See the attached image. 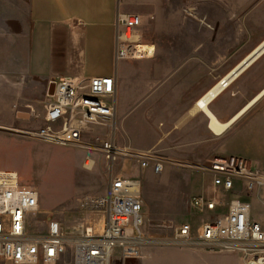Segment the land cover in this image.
<instances>
[{
    "label": "rangeland",
    "instance_id": "1",
    "mask_svg": "<svg viewBox=\"0 0 264 264\" xmlns=\"http://www.w3.org/2000/svg\"><path fill=\"white\" fill-rule=\"evenodd\" d=\"M28 4L29 0H0V14L26 12ZM126 7L143 16L145 37L160 46L153 59L126 60L119 64L116 136L123 144L152 149L182 162L168 165L162 173L154 172L151 167L135 169L143 182L145 230L150 235H168L171 226L198 221L190 199L195 193L210 192L208 173L197 168L198 164H208L224 154L247 158L254 167L262 169L264 153L258 151L264 148L263 133L240 130V126L264 111V95L220 135L210 129L204 112H193V109L204 91L248 54L251 46L244 44L242 38L253 30L256 20L263 18L264 2L128 0ZM223 17L233 28L229 26L220 40L216 39L217 21ZM60 46L59 41L57 48ZM51 81L44 83L40 101L34 102L39 116H30L26 128L44 124V102L49 98ZM263 89L264 54L212 101L211 108L216 107L223 117L234 115ZM239 133L241 138L237 137ZM85 154L79 148L44 143L16 130L0 129V169L18 170L24 177L23 182L36 186L40 192L41 213L33 222V229L43 230L45 220L54 217L71 232L80 221L93 217L81 210L79 201L85 196L106 194L108 181L102 170L83 167ZM246 193L243 182L237 180L234 191L223 194L222 199H245ZM247 199L253 205L254 220L264 222V189L261 194L257 188L250 191ZM196 250L195 247L147 245L142 255L151 261L147 264H191L187 260ZM202 252L209 264H244L241 251ZM117 255L115 263L120 262ZM136 260L129 259L125 264H136ZM0 264L11 263L0 259ZM59 264H72L71 252Z\"/></svg>",
    "mask_w": 264,
    "mask_h": 264
},
{
    "label": "built area",
    "instance_id": "2",
    "mask_svg": "<svg viewBox=\"0 0 264 264\" xmlns=\"http://www.w3.org/2000/svg\"><path fill=\"white\" fill-rule=\"evenodd\" d=\"M118 2L117 62L154 57L156 44L145 39L143 16L124 9L127 0ZM51 82L55 87L44 102V124L16 131L44 143L84 150L83 167L102 170L108 189L104 195L80 199L81 210L93 217L80 221L75 230L66 231L54 217L45 220L43 230H35L33 222L41 213L39 190L26 185L18 170L0 169V259L11 264H59L71 252L72 264H125L141 257L147 245H169L241 251L244 264H264V224L253 219L251 201L222 199L234 191L237 180L248 193L257 188L261 194L264 170L237 156H217L198 164L212 178L210 192L190 199L198 221L171 226L168 235H150L145 230L143 182L135 169L151 167L162 173L168 165L182 162L118 141L115 76H56ZM30 116H39L33 106Z\"/></svg>",
    "mask_w": 264,
    "mask_h": 264
},
{
    "label": "crops",
    "instance_id": "3",
    "mask_svg": "<svg viewBox=\"0 0 264 264\" xmlns=\"http://www.w3.org/2000/svg\"><path fill=\"white\" fill-rule=\"evenodd\" d=\"M127 2L124 9H127ZM118 12V0H29L26 12L0 14V129H25L30 117V106L37 110L34 102L40 101L44 83L47 84L59 73L80 78L115 76L118 118L121 77L119 64L126 61L116 60ZM227 22L229 20L224 17L218 19L219 31L216 39H223L224 31L230 26ZM230 27L233 28V25ZM55 36L63 37L60 45L65 50L64 56L60 59L62 65L57 71L54 68V61L59 40L55 41ZM216 39L213 38L214 41H217ZM242 40L244 44L251 46L248 54L264 41V15L262 19L255 21L253 30ZM151 42L156 44L157 55L160 45L158 42ZM156 55L135 61L153 59ZM252 99L242 105L237 112ZM212 110L222 121L230 120L237 113L223 117L216 107ZM241 129L260 131L264 135V111H259L243 122ZM237 137L241 138L242 135L239 133ZM258 152L264 153V148ZM221 156L227 157L224 154ZM247 160L251 167L256 168L249 159ZM260 166L262 168L260 170H264V162H261ZM208 176L210 181L208 187L211 190L212 178L210 174ZM248 196L249 193H246V200ZM255 220L264 224L261 220ZM205 250L197 248L196 253L187 261L191 264H209L208 257L202 252ZM136 262L147 264L151 261L142 255Z\"/></svg>",
    "mask_w": 264,
    "mask_h": 264
},
{
    "label": "bare ground",
    "instance_id": "4",
    "mask_svg": "<svg viewBox=\"0 0 264 264\" xmlns=\"http://www.w3.org/2000/svg\"><path fill=\"white\" fill-rule=\"evenodd\" d=\"M264 54V41L251 52L246 58L238 63L226 76L222 77L217 83L210 87L196 102L193 112L200 110L209 118V127L216 134L224 133L229 125L238 120L247 110L253 106L263 95L264 89L245 105L235 116L228 121H222L211 109L212 101L217 98L224 90L231 87L236 78L247 70L252 64Z\"/></svg>",
    "mask_w": 264,
    "mask_h": 264
},
{
    "label": "trees",
    "instance_id": "5",
    "mask_svg": "<svg viewBox=\"0 0 264 264\" xmlns=\"http://www.w3.org/2000/svg\"><path fill=\"white\" fill-rule=\"evenodd\" d=\"M61 39H63V37L55 36V41H57V40L60 41ZM145 39L147 41H151V40H148L146 37H145ZM56 49L57 50L55 52L54 68L57 71L58 69H60V66L62 65L60 59L64 56L65 50H64V47L62 45L59 48H56ZM136 264H137V262H136Z\"/></svg>",
    "mask_w": 264,
    "mask_h": 264
},
{
    "label": "water",
    "instance_id": "6",
    "mask_svg": "<svg viewBox=\"0 0 264 264\" xmlns=\"http://www.w3.org/2000/svg\"><path fill=\"white\" fill-rule=\"evenodd\" d=\"M54 87H55L54 82H51L50 85H49L48 94L51 95V94L54 93Z\"/></svg>",
    "mask_w": 264,
    "mask_h": 264
}]
</instances>
